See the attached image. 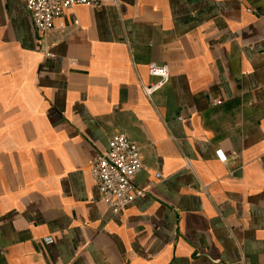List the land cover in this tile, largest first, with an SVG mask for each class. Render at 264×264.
I'll use <instances>...</instances> for the list:
<instances>
[{"label":"crops","instance_id":"obj_1","mask_svg":"<svg viewBox=\"0 0 264 264\" xmlns=\"http://www.w3.org/2000/svg\"><path fill=\"white\" fill-rule=\"evenodd\" d=\"M117 1L43 38L0 0V264H264V0ZM120 133L144 195L115 216L90 168Z\"/></svg>","mask_w":264,"mask_h":264},{"label":"built area","instance_id":"obj_2","mask_svg":"<svg viewBox=\"0 0 264 264\" xmlns=\"http://www.w3.org/2000/svg\"><path fill=\"white\" fill-rule=\"evenodd\" d=\"M29 13L35 33L41 37L60 30L65 26L63 20L66 12L73 7L82 6L86 8L100 9L106 4L119 6L117 0H22ZM78 21L73 22L77 27ZM47 56H51L46 52ZM150 77L156 78L157 82L150 85H142L143 91L148 98L160 91L169 82V68L152 64L148 67ZM219 104V102H215ZM221 164L228 163V157L223 150L215 153ZM141 149L124 134H117L109 142V151L98 156L91 164L90 177L99 194L100 200L108 210L115 216L131 206L138 198L144 195L134 185L136 175L141 171ZM157 178L161 176L156 175ZM46 246L54 244L51 237L44 239Z\"/></svg>","mask_w":264,"mask_h":264}]
</instances>
